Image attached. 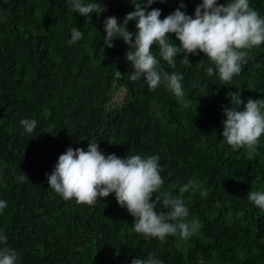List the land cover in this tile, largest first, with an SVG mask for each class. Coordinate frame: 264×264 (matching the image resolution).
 <instances>
[{
  "label": "trees",
  "instance_id": "1",
  "mask_svg": "<svg viewBox=\"0 0 264 264\" xmlns=\"http://www.w3.org/2000/svg\"><path fill=\"white\" fill-rule=\"evenodd\" d=\"M97 2L106 11L88 18L74 12L71 0H0V200L7 202L0 233L18 264H131L149 255L163 264H264V212L248 198L250 191H264V135L251 158L222 136L229 92L240 93L244 103L264 100V43L250 51L230 84L203 53L188 54L187 65L180 53L173 68L153 45L160 66L182 74L190 101L184 107L164 82L150 91L143 77L130 79L129 45L121 38L113 47L104 43L105 18L122 22L134 10L133 0ZM180 3L155 0L147 10L160 9L163 19ZM183 3L180 10L194 18L202 0ZM249 3L264 17V0ZM135 24L127 25L133 34ZM74 27L83 36L70 43ZM169 42L178 46L174 33ZM24 118L37 121L32 133L20 124ZM89 142H98L105 156H159L164 184L152 199L162 201L165 193L182 198L186 219L198 220L200 230L161 242L135 232V218L115 193L94 205L64 200L47 175L69 147L87 151ZM22 172L28 177L23 182ZM189 181L195 187L181 196Z\"/></svg>",
  "mask_w": 264,
  "mask_h": 264
},
{
  "label": "clouds",
  "instance_id": "2",
  "mask_svg": "<svg viewBox=\"0 0 264 264\" xmlns=\"http://www.w3.org/2000/svg\"><path fill=\"white\" fill-rule=\"evenodd\" d=\"M154 2L134 3L133 0L134 10L127 13L122 22L115 16L106 17L104 43L113 47V39L121 38L129 45L125 55L133 68L130 79L135 82L143 77L150 91L164 82L184 107H188L190 101L185 100L183 76L177 72L169 74L160 66L152 52L153 45L158 46L159 56L173 68L178 54H184L182 62L187 65L190 64L188 54L203 53L215 64L219 79L230 84L233 77L241 73L242 64H247L250 51L264 43V17L250 6L249 0H227L226 4L202 0L195 8L194 18L180 10L185 7L181 0L180 7L163 19L160 9L147 10ZM70 7L88 18L92 13L99 16L106 11L97 0H71ZM129 21L136 22L135 34L127 28ZM172 33L179 41L178 46L169 42ZM82 36L83 32L74 27L70 43L79 41ZM212 74L213 68L208 67L206 75ZM228 95L232 106L223 108L226 119L222 122V136L234 150L245 148L251 158L264 135V100L249 98L244 103L240 93L229 92ZM20 124L27 133L37 127L35 119L24 118ZM162 171L157 155L120 158L113 153L105 156L98 142H89L87 151L69 147L59 155L47 180L49 187L64 200L74 198L77 204L94 205L98 199L115 193L117 203L126 207L135 218V232L145 237H155L163 242L167 236L179 233L180 238L188 239L202 225L198 220L186 219L189 210L183 199L167 193L162 201L159 196L152 199L164 184ZM26 178L23 172L19 176L22 182ZM190 185L195 187L189 181L179 189L181 196ZM201 195L207 196V192H201ZM248 198L264 212V191H250ZM158 204L164 210L157 211ZM6 207L7 202L0 200V211ZM0 245H3L0 247V264H18L17 252L8 246V237L2 233ZM131 264H163V261L149 255L147 259L134 258Z\"/></svg>",
  "mask_w": 264,
  "mask_h": 264
},
{
  "label": "rangeland",
  "instance_id": "3",
  "mask_svg": "<svg viewBox=\"0 0 264 264\" xmlns=\"http://www.w3.org/2000/svg\"><path fill=\"white\" fill-rule=\"evenodd\" d=\"M123 93H124V91L122 90V91H117L116 93H115V96H114V99L113 100H120V98L122 97V95H123Z\"/></svg>",
  "mask_w": 264,
  "mask_h": 264
}]
</instances>
